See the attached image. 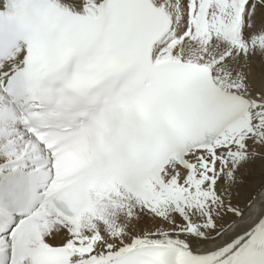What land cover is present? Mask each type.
I'll use <instances>...</instances> for the list:
<instances>
[{"label": "snow or ice", "instance_id": "6c2138e0", "mask_svg": "<svg viewBox=\"0 0 264 264\" xmlns=\"http://www.w3.org/2000/svg\"><path fill=\"white\" fill-rule=\"evenodd\" d=\"M257 66L264 0H0V264H264Z\"/></svg>", "mask_w": 264, "mask_h": 264}, {"label": "bare ground", "instance_id": "6f19581e", "mask_svg": "<svg viewBox=\"0 0 264 264\" xmlns=\"http://www.w3.org/2000/svg\"><path fill=\"white\" fill-rule=\"evenodd\" d=\"M254 71L259 74L264 72V68L259 66L254 68ZM263 165L260 161H257L254 165L250 166V170L246 173L245 176V189H254L258 187L261 183H264V169ZM242 194H244V190L242 189Z\"/></svg>", "mask_w": 264, "mask_h": 264}, {"label": "rangeland", "instance_id": "374dc122", "mask_svg": "<svg viewBox=\"0 0 264 264\" xmlns=\"http://www.w3.org/2000/svg\"><path fill=\"white\" fill-rule=\"evenodd\" d=\"M263 169H264V165H263Z\"/></svg>", "mask_w": 264, "mask_h": 264}]
</instances>
